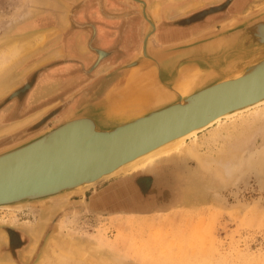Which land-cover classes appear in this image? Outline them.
Returning <instances> with one entry per match:
<instances>
[{
  "label": "rangeland",
  "instance_id": "1",
  "mask_svg": "<svg viewBox=\"0 0 264 264\" xmlns=\"http://www.w3.org/2000/svg\"><path fill=\"white\" fill-rule=\"evenodd\" d=\"M80 1L0 0V44L10 37L45 33L43 42L21 56L15 66L12 64L15 71L0 91V150L56 127L49 123L13 139L33 125L40 113L27 114L15 123H4V119L14 105L15 101L8 102L16 89L35 80L44 70H52V74L63 68L64 48L75 40L71 37L75 31L68 34L65 24L71 6ZM126 1L137 4L139 19L135 23H140L141 42L135 47L139 52L149 23L136 1ZM143 1L147 17L156 25L151 34L154 48L217 32L230 20H241L264 8V0ZM24 5L31 12L15 18ZM80 46L85 47L83 43ZM124 46L113 45L118 51ZM25 98L26 95L23 104L28 113L46 101L60 100L61 95L54 92L32 105ZM259 111L263 114L264 106ZM253 114L254 110L222 121L181 148L153 160L149 167L112 178L91 189L86 197H74L58 205L48 201L14 211L0 209V252L5 255L11 251L19 264H35L49 238L56 236L76 246H93L98 254L91 256H112L121 264H264V124L243 145V157L250 163L245 161L246 165L237 170L229 165L225 172L218 163L208 165L201 160L205 156L217 158V151L225 145L221 139H212L228 132L235 134L242 120H250ZM196 148L199 152H195ZM151 172L155 178L144 175ZM103 193L105 197L102 195V200L91 207L89 201ZM34 230H38L36 235L32 234ZM65 233H71L73 238ZM33 247L36 250L32 252Z\"/></svg>",
  "mask_w": 264,
  "mask_h": 264
},
{
  "label": "water",
  "instance_id": "2",
  "mask_svg": "<svg viewBox=\"0 0 264 264\" xmlns=\"http://www.w3.org/2000/svg\"><path fill=\"white\" fill-rule=\"evenodd\" d=\"M133 1L149 25L141 50L121 68L124 77L58 127L0 150V206L86 197L133 171L120 169L131 161L264 99V8L217 32L154 48L156 25L145 2Z\"/></svg>",
  "mask_w": 264,
  "mask_h": 264
},
{
  "label": "flooded vegetation",
  "instance_id": "3",
  "mask_svg": "<svg viewBox=\"0 0 264 264\" xmlns=\"http://www.w3.org/2000/svg\"><path fill=\"white\" fill-rule=\"evenodd\" d=\"M86 1L87 0H82L78 5L71 6L72 8L68 13V23L65 24V28H68L69 31L68 34L83 29L82 24L78 21V19H80L78 17L80 14L82 15L80 11L84 7ZM119 1L120 3L127 4L126 9H128L120 14V19L115 20V22H117V27L114 29L120 34L119 38H112V36H109L108 42L100 43L99 39L102 36L99 33L98 27H96V23L98 24L100 21L97 19L95 11L94 13H88V18L92 19L90 23L86 24L90 37L88 42L84 40L86 46L85 53L81 52L82 47L80 43L78 44L76 42V36L73 44L69 43V45L64 48L63 57L65 62L60 71H53V73L50 74L52 70H44L39 73L35 80L32 82L26 81L20 88L13 92L12 95L14 98L8 103L15 102L13 103L12 109L7 113L4 123L6 120L12 123L18 122L23 119L25 115H30V113L36 111L40 113V115H38L39 119L34 121L33 125L21 131L13 139L37 131L49 123L55 124L56 127L63 124L68 114H73V109H69V106H74V104L76 106L89 98V96H94L96 90L104 87L108 84L109 80L118 77L120 73L116 72L117 68H112L110 72L106 71L105 74L103 73L102 75L104 70H109V67L113 66L112 64L114 62V64L119 62L125 63L124 59L127 56L134 57L137 54V48L135 46L139 43L138 30H140V23H135V21L139 19L137 4L127 2L126 0V2L123 0ZM118 43H123L125 45L120 51H118L119 49L117 50L116 47H113V45ZM133 49L136 51H133ZM98 50L105 51L107 56L103 58L98 57ZM57 88L60 90L59 92L58 90H54ZM54 92L61 95L60 100L56 99L48 103L46 101L45 104L40 105L38 108H33L29 110L30 112L28 113L25 112L27 108L26 104H23L25 95V100L29 99L32 105L43 100L46 96L45 99H47L48 96L53 95ZM10 235L12 237L14 236L13 233Z\"/></svg>",
  "mask_w": 264,
  "mask_h": 264
},
{
  "label": "bare ground",
  "instance_id": "4",
  "mask_svg": "<svg viewBox=\"0 0 264 264\" xmlns=\"http://www.w3.org/2000/svg\"><path fill=\"white\" fill-rule=\"evenodd\" d=\"M17 12H18V10H17ZM30 12H31V9L24 5V8L20 9V11L18 13H16L17 16H15V18L26 16ZM234 20H236V19H234ZM154 25H155V21H154ZM44 35H45L44 32L43 33L39 32V33H36V34L31 35L29 37H23V38L10 37L8 42H6L4 44H0V91L2 88H4L5 85H7L8 81H9L8 80L9 76L13 75L12 73L15 71V68H14L15 65L14 64H16L19 61V58L21 56L25 55L27 52H30L34 47H36L38 44L43 42V40L45 38ZM139 36H141V35H139ZM167 36H169V35L167 34L166 37ZM106 55H107V53L105 51L98 50V55H97L98 57L103 58ZM7 68H9V69H7ZM242 75L243 74H240V75H238L232 79L238 78ZM51 76H53V75H51ZM46 77H48V76H46ZM44 78H45V76H44ZM66 82H68V81H66ZM262 106H264V99L261 101H258L257 103H254L252 105H249V106L243 107L241 109H238L236 111H233L231 113H228V114L224 115L223 117L218 118L215 122L211 123L208 127L201 129V130L193 131L188 135H185L179 139L173 140V141H171V142H169V143H167V144H165V145H163V146H161V147H159V148H157V149H155V150H153V151H151V152H149V153H147V154H145V155H143L137 159H135L134 161H131L130 163L122 166L120 169L125 168L127 166L128 167L126 169H129V167H131L130 170L135 169V168L140 169V168H144L147 166L149 167V165H151L150 163L153 160L157 159L158 157H160L162 155H167V154L173 152L174 150L181 148L183 146V144L186 143L188 138L198 136L199 132L204 131L205 129H208L209 127H214L216 124H219L222 121H225L227 119H232L235 117L238 118L240 115H243L246 112L254 110V114L252 115V118H250V120H247V119L242 120V122L240 123V128L235 131L236 132L235 134L228 132L225 135L219 134L212 139V141H214V142L220 141V139H221L225 145V147L223 149H220L219 151H217L218 152L217 154H219V155H217V158H215L216 156L214 158L212 156H205V157H202V159H201L203 163H207L208 165L211 164L212 162L218 163L220 165V167H222V169L225 172L227 170L226 168H228L229 165H233V167L235 169L236 168L238 169L239 166L241 167V165H244L245 161H246L245 158L243 157V154L245 152L243 145H245V143L248 142L247 140H249V139L251 140V137L253 136L255 131H258L260 125L262 126L264 124V113L262 114L259 111V108ZM68 115H71V114H68ZM193 148H195V147H193ZM196 151L199 152V149L196 148L195 152ZM263 157H264V155H263ZM247 161H246V164H247ZM248 162L250 163V161H248ZM119 170H117V171H119ZM105 194L106 193H103V194H99V195L93 197L89 201V205L91 207L96 206L99 203V201L102 200V199H100L101 196L103 195L105 197ZM60 197H62V196L57 195L55 198H60ZM103 201H104V199H103ZM58 203H62V202H54V205H58ZM0 207L2 209H11V208H8L9 205L8 206H0ZM64 227L65 226L62 225L61 228L64 229ZM67 230H69V229H67ZM37 232H38V230H34L32 232V234L36 235ZM65 234H67L69 237L73 238L71 233H65ZM78 236H80V235H78ZM25 238H28V237H25ZM1 240H2V237H0V241ZM67 240L62 239V238H58L56 236L50 237L46 248L44 249V251L42 252L41 256L39 257L38 261L35 264H121L117 260L116 261L113 260L114 258L111 259L112 256L110 258L107 256H100V258L98 257V259H99L98 260L97 258L93 257V256H97V254H98V252L96 251L95 248H93V246L88 247V246H85L83 244H79L78 246H76V245H73L74 243H70V241L69 240L67 241ZM104 240L105 239H103V241ZM99 241H101V239ZM106 242H108V241H106ZM0 245H1V243H0ZM103 245H105V243ZM3 248H2V250H3ZM33 250H36V249H34V247H33L31 251L33 252ZM13 254L9 250H7L5 255L0 252V264H19L16 261V259L13 258L14 257ZM90 254H92L93 256H91ZM171 259H173V257ZM190 260H192V259H190ZM206 260L208 261V259H206ZM165 262H163V263H165ZM196 263H197V261H196ZM127 264H130V263L128 262ZM184 264H185V262H184Z\"/></svg>",
  "mask_w": 264,
  "mask_h": 264
},
{
  "label": "crops",
  "instance_id": "5",
  "mask_svg": "<svg viewBox=\"0 0 264 264\" xmlns=\"http://www.w3.org/2000/svg\"><path fill=\"white\" fill-rule=\"evenodd\" d=\"M125 1V0H123ZM126 2V1H125ZM127 4L125 3H120L119 0H87L84 4V7L81 9L80 12H82V15L80 14L78 18V21L82 24L83 29H79L78 31H75L74 36H71L72 38H75L76 36V42L79 44L83 43L85 45V41L88 42V39L90 37L89 31H88V26H86V24L90 23V18H88V13H94L95 11V15L97 17V19L100 21L98 24L96 23V27H98L99 33L102 36L99 39V42H108L109 40V36H112V38H119L120 34L117 33V31H115L114 28H116L117 26V22H115V20H118L121 18L120 14L127 11L128 9H126ZM97 10V11H96ZM82 17V18H81ZM84 24V25H83ZM140 32V30H139ZM190 37V36H189ZM141 39V37H138ZM141 40H139L140 43ZM86 46L81 48V52L85 53ZM137 55V54H136ZM135 55V56H136ZM107 56V55H106ZM134 56V57H135ZM76 57V56H74ZM133 56L129 57L127 56L124 60L125 63L119 62L117 64H112L113 66L109 67V70H104L102 72L105 74L106 71H111L112 68H117L116 72H120L119 76L116 78H113L111 80H109L108 84H106L104 87L99 88L98 90H96L95 95L94 96H89V98H87L86 100L82 101L81 103H79L78 105H74V106H69V109H73V114L78 112L79 110H81L82 108L89 106L95 102H97L98 100L102 99L106 93L116 84L118 83L125 75L124 70H121V68L128 63L131 59L134 58ZM118 60V59H117ZM120 68H119V67ZM101 75V77H102ZM100 77V76H98ZM118 81V82H117ZM89 93V92H88ZM72 114V115H73ZM69 116V115H68ZM149 176L154 177L155 175L151 172L148 173ZM135 186V188H137L136 184L133 185Z\"/></svg>",
  "mask_w": 264,
  "mask_h": 264
}]
</instances>
